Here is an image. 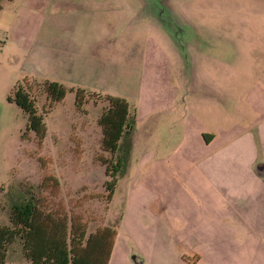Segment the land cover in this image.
I'll return each mask as SVG.
<instances>
[{
    "label": "crops",
    "instance_id": "crops-1",
    "mask_svg": "<svg viewBox=\"0 0 264 264\" xmlns=\"http://www.w3.org/2000/svg\"><path fill=\"white\" fill-rule=\"evenodd\" d=\"M7 1L13 11L12 21L2 22L6 38L23 45L31 72L125 98L135 118L132 149L142 121L150 133L168 120L181 134L178 149L205 153L189 160L175 157V151L167 160L154 158V172L162 161L180 177L179 167L189 165L199 184L190 194L180 192L188 206L163 210L157 218L148 213L153 228L148 216L145 227L137 220L138 235L131 223L122 225L135 240V259L134 249L119 244L117 228L108 264H264V50L253 64L213 66V82H203L213 86V95L187 97L182 95L194 84L190 46L182 63L183 51L153 16L146 17V27L156 32L127 31L131 40L122 49L119 18L94 17L91 10L110 0ZM62 6L69 8L64 22ZM20 28L19 37L12 35ZM258 40L264 38L258 34ZM159 141L169 146V140Z\"/></svg>",
    "mask_w": 264,
    "mask_h": 264
},
{
    "label": "rangeland",
    "instance_id": "rangeland-1",
    "mask_svg": "<svg viewBox=\"0 0 264 264\" xmlns=\"http://www.w3.org/2000/svg\"><path fill=\"white\" fill-rule=\"evenodd\" d=\"M154 1L153 5L146 7L137 0L133 4L128 0H110L94 4L96 7L91 10L95 12L94 17L119 18L122 49L131 40V33L127 31L142 33L149 30L155 33L152 27H146L149 25L146 17L151 16L149 11L161 13L165 17V28L173 37L176 28V45L181 50L190 46L193 57L194 84L182 96L213 95V86L203 85L205 81L213 82V66L253 64L259 52L264 50V40H258V34L264 38V0ZM0 3L4 4L0 11V224L10 223L13 203L32 198L38 200L44 211L64 214L68 220L82 218L86 222L87 233L105 225L119 228V244H127L134 249L131 257L137 256L135 240L129 237V231L122 225L131 223L132 230L138 235L137 220L140 219L145 227L144 219L148 216L153 228L155 222L151 217L157 218V213L163 210L188 206L181 203L180 192L185 190L190 194L194 185L199 184L193 167L189 165L179 167L183 174L180 177L171 172L172 167L167 169L162 161L154 172L150 167L154 158L167 160V155L175 151V157L183 156L189 160L200 152L178 149L181 134L172 128L176 124L166 118L167 122L161 121L155 132L150 133L146 132V121H142L135 134L137 136L141 132L137 137V148L132 149L133 132L120 139V149L114 158H122L123 168L117 175V184L109 200L105 181L110 176L105 174L103 161H110L111 154L101 146L102 132L97 123L108 106L107 100L100 92L87 95L83 110H78L75 92L70 90V82L62 78L60 81L66 86V95L49 108V100L41 84L49 79L31 72L32 63L28 62L23 45L6 38L2 22L12 21L8 13L10 8L13 11V5L7 0H0ZM68 9L66 6L59 8V21H66ZM46 13L49 14V8H46ZM19 31L22 28L13 29L12 35L16 33L19 37ZM182 54L180 61L183 63L185 51ZM174 63H177L176 58ZM185 63H188L187 58ZM176 69H179L177 64ZM25 76L29 77L27 83L23 80ZM19 84L26 86L37 112L43 116L46 134L41 141L34 131L26 129V112L7 99ZM199 107L205 109L207 104L201 102ZM160 139L169 140V146L164 148L160 145ZM148 213L153 215L150 217ZM123 217V222L117 226ZM6 264H31L25 256L21 239H15L8 246Z\"/></svg>",
    "mask_w": 264,
    "mask_h": 264
},
{
    "label": "trees",
    "instance_id": "trees-1",
    "mask_svg": "<svg viewBox=\"0 0 264 264\" xmlns=\"http://www.w3.org/2000/svg\"><path fill=\"white\" fill-rule=\"evenodd\" d=\"M27 77L23 78L25 83ZM41 84L49 100V108L66 95V86L59 81L45 80ZM70 90L75 92V107L78 110H83L88 96L98 95V92L80 87H70ZM102 95L108 106L98 117L97 123L102 132L101 146L111 154L110 161H103L105 174L110 176L105 181L107 198L110 200L117 184V175L123 168L122 158L114 157L120 149V139L132 133L135 118L125 98ZM7 99L26 112V129L34 131L41 141L46 134V124L26 86L17 85L13 95H8ZM116 236L117 228L110 225L87 233L86 222L82 218L68 220L64 214L44 211L38 200L29 198L13 203L10 223L0 224V264H6L8 246L17 238L21 239L25 256L31 264H108Z\"/></svg>",
    "mask_w": 264,
    "mask_h": 264
},
{
    "label": "water",
    "instance_id": "water-1",
    "mask_svg": "<svg viewBox=\"0 0 264 264\" xmlns=\"http://www.w3.org/2000/svg\"><path fill=\"white\" fill-rule=\"evenodd\" d=\"M137 1H139L141 5H144L145 4L144 6H146V7H148V4H150V6H151V4L153 5V3H155L154 0H137ZM149 13L151 14V16H153L154 18H156L159 21V23L163 26V28L166 27L165 22H164V18L165 17L161 13L156 14L157 12L155 10L153 12L152 11L151 12L149 11ZM169 20L168 21L171 22L172 21V18L170 17ZM166 30H168V29H166ZM176 32H177L176 31V28H174V39H175V33ZM176 35H177V33H176ZM177 39L179 40V38H177ZM184 50H185V48H184ZM184 50H182V51H184ZM133 259H135L134 256H133Z\"/></svg>",
    "mask_w": 264,
    "mask_h": 264
}]
</instances>
